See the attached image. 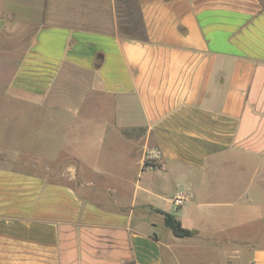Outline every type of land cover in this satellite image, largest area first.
Masks as SVG:
<instances>
[{"label": "crops", "instance_id": "0c3cea01", "mask_svg": "<svg viewBox=\"0 0 264 264\" xmlns=\"http://www.w3.org/2000/svg\"><path fill=\"white\" fill-rule=\"evenodd\" d=\"M135 3L0 0V264H264V0Z\"/></svg>", "mask_w": 264, "mask_h": 264}, {"label": "rangeland", "instance_id": "374dc122", "mask_svg": "<svg viewBox=\"0 0 264 264\" xmlns=\"http://www.w3.org/2000/svg\"><path fill=\"white\" fill-rule=\"evenodd\" d=\"M114 4H115V11H116L117 17L122 24L121 32L124 34H129V35L139 34L140 29H141V23L139 19V14L137 12L138 10L136 8L135 0H114ZM11 70H12V67H10L9 71ZM137 139H142V136L138 135ZM51 141L52 139H41V145H38V147L35 146V151L38 150V152L40 151V155H47V156H49L52 152H54L53 148H57L56 152L66 151L65 143H61L60 141H58V144H52ZM7 148L12 149L13 151L11 152L14 154L18 155L19 153H21V155H23L24 157L27 156L28 153L34 154L33 152L34 147H33L32 139H10V142L7 144ZM75 150H77L78 152L85 151L86 145L82 146L80 142H76ZM85 154H86V151H85ZM226 162H227V165H223V166L230 169V164H229L230 161L227 160ZM9 163L14 166H17L15 162L11 161ZM148 167L152 168L153 162L146 160L144 164V168H148ZM119 176H125V175H118V176L110 177V181H108L109 186L111 184H115L116 180L117 179L119 180L120 178ZM48 177L49 176H46L45 178H48ZM90 179L91 181L97 180L94 177H90ZM139 179L143 184L144 182L143 180H145L143 176H140ZM139 179H138V176H136V180H139ZM163 181L166 183H171L167 177L160 181L158 180L154 181L152 184V187L150 188V191L147 194H142V197L146 198L148 201H151L153 203H163V202L165 203L167 199L171 198L174 195L175 191H182L181 190L182 188L181 187L178 188L177 185L174 183H171L169 185V188L160 187L159 184ZM187 206L188 204L185 205L184 207H187ZM241 208L242 207L240 206H236V207H231V208H210L207 210H211L213 213L218 214L219 216L221 215V216H225L229 218H234L235 216H241L242 214H244ZM150 216L154 218L157 217V215H150ZM191 228L197 229L200 232V234H203L205 233V231H207L203 227V225H200V223L197 221H192Z\"/></svg>", "mask_w": 264, "mask_h": 264}, {"label": "trees", "instance_id": "16d2710c", "mask_svg": "<svg viewBox=\"0 0 264 264\" xmlns=\"http://www.w3.org/2000/svg\"><path fill=\"white\" fill-rule=\"evenodd\" d=\"M131 36L135 34H130ZM163 215L164 223L166 227H168L173 235L178 238H186V237H191L194 233L188 229H184L180 222L171 214H166L161 212Z\"/></svg>", "mask_w": 264, "mask_h": 264}, {"label": "built area", "instance_id": "2783aa9c", "mask_svg": "<svg viewBox=\"0 0 264 264\" xmlns=\"http://www.w3.org/2000/svg\"><path fill=\"white\" fill-rule=\"evenodd\" d=\"M186 201V195L182 192L175 194L171 199V205L176 210L184 205Z\"/></svg>", "mask_w": 264, "mask_h": 264}]
</instances>
